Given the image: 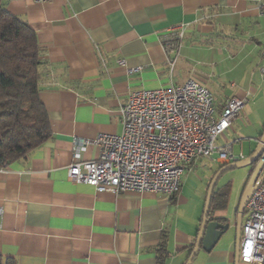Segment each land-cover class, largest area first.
<instances>
[{"label": "crops", "instance_id": "1", "mask_svg": "<svg viewBox=\"0 0 264 264\" xmlns=\"http://www.w3.org/2000/svg\"><path fill=\"white\" fill-rule=\"evenodd\" d=\"M262 2L5 0L7 12L37 35L39 97L52 138L0 170V257L15 264H158L163 247L164 264H187L222 165L197 162L175 197L99 194L72 184L68 168L76 142L122 133L120 110L132 93L193 79L218 108L232 98L264 95ZM180 26L186 33L171 72L174 55H167L164 41ZM98 155L92 147L85 159ZM199 169L202 182L208 178L206 197L187 214L184 189ZM237 216L238 209L235 236L228 234L231 226L217 241L206 239L192 264H236ZM214 217L226 218L222 211ZM214 222L224 226L228 219Z\"/></svg>", "mask_w": 264, "mask_h": 264}, {"label": "built area", "instance_id": "2", "mask_svg": "<svg viewBox=\"0 0 264 264\" xmlns=\"http://www.w3.org/2000/svg\"><path fill=\"white\" fill-rule=\"evenodd\" d=\"M260 12L264 16V2ZM185 33L186 26L170 29L164 41L167 55H174L168 59L171 72ZM118 63L126 65L123 60ZM245 104V99L232 98L218 108L212 93L193 79L182 86L132 93L120 110V135L100 134L93 141L76 142L68 180L91 186L99 194L132 192L175 197L184 176L200 160L222 166L246 160L243 155L235 157L232 144L219 145V138L242 118ZM92 147L99 155L86 160L85 154ZM260 162L262 176L264 151L251 173ZM2 216L0 208V221ZM240 262L264 264V181L245 207Z\"/></svg>", "mask_w": 264, "mask_h": 264}, {"label": "trees", "instance_id": "3", "mask_svg": "<svg viewBox=\"0 0 264 264\" xmlns=\"http://www.w3.org/2000/svg\"><path fill=\"white\" fill-rule=\"evenodd\" d=\"M40 58L36 33L10 15L5 0H0V170L27 158L52 138L48 113L39 97ZM228 199L226 187L217 185L210 222L227 221L214 215L226 210ZM165 258L162 247L158 264H164ZM0 264L15 263L0 257Z\"/></svg>", "mask_w": 264, "mask_h": 264}, {"label": "rangeland", "instance_id": "4", "mask_svg": "<svg viewBox=\"0 0 264 264\" xmlns=\"http://www.w3.org/2000/svg\"><path fill=\"white\" fill-rule=\"evenodd\" d=\"M242 118L233 123V127L219 138V145L226 142L233 144L235 157L243 155L245 159L250 157L258 147V141L264 132V95L262 92L246 98ZM253 166L235 169L227 172L219 181L218 187H226L229 194L227 208L223 215L228 219V226L231 227L228 234L235 236L236 226L234 214L239 208L240 200L249 179V173ZM202 171H196L190 175L185 186L184 193L188 200L187 206L183 210L188 214L200 199H205L208 178L202 182ZM207 177H209L207 175ZM228 227V228H229Z\"/></svg>", "mask_w": 264, "mask_h": 264}, {"label": "water", "instance_id": "5", "mask_svg": "<svg viewBox=\"0 0 264 264\" xmlns=\"http://www.w3.org/2000/svg\"><path fill=\"white\" fill-rule=\"evenodd\" d=\"M264 151V133L261 137L260 143H258V147L255 152L248 157L246 160L238 163H233L225 166L224 168L220 169L215 176L213 177L211 184L208 189L207 198L205 202L204 208V216L201 224V228L199 231V235L197 238V242L195 244L194 250L192 255L187 264H192L194 259L197 257L199 251L204 248V243L206 239L211 238L214 241H217L220 236L223 234L224 231L228 229V224L221 225L218 223H213V221H209L210 213H211V204L215 189L220 181V179L229 171L235 169H242L250 166H254L256 162L261 157ZM263 170V163L260 162L253 173H249V179L247 185L244 189L242 194L239 208H238V216H237V236H236V264L240 262V241L242 235V225H243V218L245 214V207L247 202L249 201L252 194L255 190L259 187V185L264 181V174L261 176ZM261 176V177H260Z\"/></svg>", "mask_w": 264, "mask_h": 264}]
</instances>
